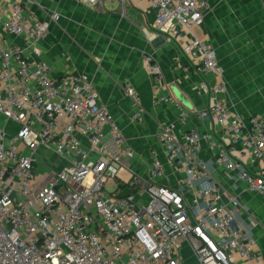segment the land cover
I'll list each match as a JSON object with an SVG mask.
<instances>
[{"label":"built area","instance_id":"2783aa9c","mask_svg":"<svg viewBox=\"0 0 264 264\" xmlns=\"http://www.w3.org/2000/svg\"><path fill=\"white\" fill-rule=\"evenodd\" d=\"M76 1L99 9L115 0ZM150 1L157 15L151 36L180 44L202 78L221 76L216 50L193 34L211 10L208 1ZM47 16L27 15L20 1L0 12V264H186L188 256L195 264H263L256 220L238 198H225L200 161L207 137L198 131L181 135L169 123L158 135L168 161L185 175L181 188L152 184L131 171L121 176L135 153L100 103L94 80L87 74L54 79L47 63L31 62L7 38H25L40 58L39 44L61 19L57 11ZM144 65L162 80L151 56ZM200 89L216 99L200 114L221 133L214 143L215 166L238 172L264 198V169L255 172L244 161L264 167V119L246 122L233 113L222 101V81L204 80ZM126 94L140 101L131 86ZM47 159L54 167L43 180L39 167ZM150 175L155 180L164 175L155 153ZM111 187L114 192L107 190ZM125 188L132 195L118 198Z\"/></svg>","mask_w":264,"mask_h":264},{"label":"crops","instance_id":"0c3cea01","mask_svg":"<svg viewBox=\"0 0 264 264\" xmlns=\"http://www.w3.org/2000/svg\"><path fill=\"white\" fill-rule=\"evenodd\" d=\"M15 1L21 2L27 15L40 20H46L49 11L61 15L51 26L48 38L39 44L40 58L32 54L25 38H7L22 48L31 62L47 63L54 79L87 74L94 80L100 103L135 153L133 160L125 162L123 178L131 171L152 184L182 187L185 175L168 161L165 147L158 140L161 127L175 123L181 135L198 131L207 137L202 141L199 159L225 198H238L249 215L254 212L264 219V198L253 194L238 172L215 166L214 143L221 133L216 124L200 116L216 100L200 89L205 80L211 85L222 81L226 89L223 103L246 122L253 116L264 119V0H207L211 10L193 34L216 50L221 76L211 73L205 78L180 44L166 35L151 36L157 15L150 0H115L99 9L76 0H0V12L7 13ZM146 56L160 65L162 80L156 81L146 71ZM127 86L135 90L139 102L127 96ZM173 88L185 96L190 108L178 102ZM169 97L173 101H162ZM138 113L142 121L134 119ZM154 153L164 166L163 177L156 180L150 175ZM244 161L255 172L264 169L249 158ZM248 217L242 214L245 221ZM253 232L264 264V235L257 226Z\"/></svg>","mask_w":264,"mask_h":264},{"label":"rangeland","instance_id":"374dc122","mask_svg":"<svg viewBox=\"0 0 264 264\" xmlns=\"http://www.w3.org/2000/svg\"><path fill=\"white\" fill-rule=\"evenodd\" d=\"M54 167L53 162L50 159L44 160L43 163H41L39 167V173L43 180H47L49 178V171ZM58 171L57 169L53 170ZM52 173V172H51ZM53 173L50 175L52 177ZM50 177V179H51ZM109 192H114V188H108ZM251 217L256 220V225L258 231L260 230L262 234L264 235V219L261 216H257V214H254V212H250ZM252 221V220H251ZM258 222V223H257ZM186 264H195L193 258L189 257L186 260Z\"/></svg>","mask_w":264,"mask_h":264},{"label":"water","instance_id":"95a60500","mask_svg":"<svg viewBox=\"0 0 264 264\" xmlns=\"http://www.w3.org/2000/svg\"><path fill=\"white\" fill-rule=\"evenodd\" d=\"M173 92H174V95H175V97L177 98V100H178V102H179L180 104H182V105L185 106V107H189V108H190V106H189V104H188V101H187V99L185 98V96H183V95H182L177 89H175V88H173ZM130 195H132V192H131L129 189L125 188L124 191H123L121 194L118 195V198L123 199V198H127V197H129Z\"/></svg>","mask_w":264,"mask_h":264}]
</instances>
